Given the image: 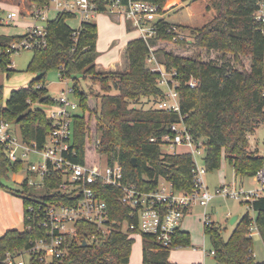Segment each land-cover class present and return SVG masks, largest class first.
<instances>
[{
	"label": "trees",
	"instance_id": "16d2710c",
	"mask_svg": "<svg viewBox=\"0 0 264 264\" xmlns=\"http://www.w3.org/2000/svg\"><path fill=\"white\" fill-rule=\"evenodd\" d=\"M28 1L37 8L49 4V0ZM90 1L98 12H109L111 0ZM145 1L156 3L160 13L165 14L179 2L195 0ZM260 4L264 5V0H208L207 8L216 10L213 18L200 27L177 24L193 37L191 42L173 41L171 32L167 31L171 22L164 17L158 18L152 36L146 39L137 36L126 42L125 68L108 71L96 68L97 25L89 21L72 28L66 20L74 17L73 14L57 13L45 22L46 44L32 49L27 71L33 72L34 77L26 86L9 91L5 104L0 103V122L17 125L23 142L43 147L52 128L46 109L54 103L48 93L46 75L56 70L61 79L71 80L80 107L72 120L74 162L86 165L118 163L124 183L153 190L162 178L170 182L173 189L189 192L193 188L191 153L161 150L165 144L162 136L170 130L171 124L182 121L195 143L202 144L206 172L218 169L223 155L236 177L254 176L258 169L264 168V138L261 154L249 150V135L259 125L264 128V25L253 19ZM128 25L127 30H130ZM25 35H0V71L7 77L15 69L8 66L10 55L4 50ZM151 53L167 71L176 72L179 112L154 107L155 102L165 98V93L158 85L160 73L147 65ZM244 57L248 58L247 65ZM79 74L96 84L101 92L84 90ZM191 77L199 81L197 86L188 85ZM112 89L117 93L111 94ZM1 95L0 84V99ZM89 153L91 159H88ZM21 171L25 176L19 188L8 191L22 199L23 227L7 229L0 235V264H6L3 262L6 253H22L30 240L44 234L35 217L27 219V206L67 202L68 199L67 195L55 190L62 180L60 173L47 176L43 188L35 191L28 184L30 173L24 162L12 161L4 144L0 143V179H8L10 174ZM96 189L105 200L111 219L124 220L128 216V208L119 200L120 189L106 185L96 186ZM252 208L264 244V196L256 198ZM250 223L251 216L246 212L238 218L227 238L215 222L204 225V234L214 250V264H264L254 258L252 236L248 235ZM77 225L78 240L71 241L66 255L50 261H42L34 255L26 264L129 261L134 241L130 233L115 227L103 234L94 224L84 220ZM83 240L86 245H82ZM142 240V264H178L169 261L170 250L189 245V232L177 229L173 244L168 248L159 246L146 234L142 235Z\"/></svg>",
	"mask_w": 264,
	"mask_h": 264
},
{
	"label": "built area",
	"instance_id": "2783aa9c",
	"mask_svg": "<svg viewBox=\"0 0 264 264\" xmlns=\"http://www.w3.org/2000/svg\"><path fill=\"white\" fill-rule=\"evenodd\" d=\"M49 10L56 14L71 13L78 19L79 25L82 22L92 21L98 13L97 7L90 0H49V4L43 8L33 6L30 16L34 21L26 29V35L12 42L4 50L10 57L21 49H33L46 44L45 27L37 24V21H46ZM108 10L109 13L121 15L138 33V37L144 39L154 34V22L164 16L156 3L145 0H126L124 3L122 0H111ZM16 17L17 12L9 11L6 20H1L8 23ZM253 19L264 25V5H259L253 14ZM167 31L171 32L174 41H193V37L176 23L171 22ZM147 65L152 71L160 73L158 85L165 93V98L155 102L154 107L179 112L176 72L167 71L153 53L147 57ZM8 66L13 67L12 62ZM198 84L199 81L193 77L188 80L190 87ZM71 94L75 97L72 85L61 89L59 95L53 97L54 103L47 107L46 115L51 120L52 128L41 148H37L34 142L31 144L23 142L20 135L12 133L10 124L0 122V143L4 144L7 155L12 161L24 162L26 170L30 173L28 184L40 190L43 188L44 179L58 172L62 175V180L55 190L68 197L67 202L27 206V219L35 217L36 224L44 230V234L30 240L29 246L22 253L17 255L6 253L4 263L26 264L34 255L39 256L42 261L63 257L71 241L78 240L77 224L80 220L94 224L103 234L111 232L115 227L130 235L146 234L154 238L159 246L168 248L173 244L174 235L183 217L194 206L199 205L204 208V225H207L212 221L209 220L206 207L214 197L233 198L247 203V207L253 210L252 202L264 196V168L258 169L254 174L256 187L244 189L242 183L233 182L220 184L211 191L203 181L205 167H199L193 158V188L186 192L173 189L172 184L162 178L153 190H142L135 184L124 183L123 171L118 163L86 165L74 162L72 156L75 152L71 149L72 120L80 107L77 97L75 101L69 97ZM161 140L170 148H175L176 145L187 146L192 157L203 151L201 142L195 143L182 121L171 124L170 130ZM32 154L40 156V160L33 161ZM99 185L121 190L119 200L128 208V216L124 220L111 219L108 206L96 189ZM256 232L259 233L253 215L248 227V235L252 236ZM207 254L213 258L214 250L210 249ZM199 264L207 263L199 262Z\"/></svg>",
	"mask_w": 264,
	"mask_h": 264
},
{
	"label": "rangeland",
	"instance_id": "374dc122",
	"mask_svg": "<svg viewBox=\"0 0 264 264\" xmlns=\"http://www.w3.org/2000/svg\"><path fill=\"white\" fill-rule=\"evenodd\" d=\"M20 2L25 3L31 9L33 7L28 0H20ZM207 5L208 0H195L191 3L179 2L175 8L169 10L163 17L172 23L191 27H200L216 14V10L213 8H207ZM11 9L15 10L18 16L8 23H5L3 20H6V14ZM27 14L28 12L26 15L22 12V8L18 3V0H0V17L4 22V24L0 26V32L9 35L25 33L27 24L34 21V19ZM55 15L56 13L54 11L49 10L47 12V19H52ZM92 21L97 25V61L99 65L102 66L101 68H107L105 66L118 56L125 59L124 51H122L119 55L118 49L120 47L121 50V44L120 46L117 45L115 47H111V45L117 44L118 41L122 43L132 37L134 38L138 35V33L132 27H129L131 31H126L123 20L121 19L120 22L114 21V14L109 12L96 13ZM45 22L46 21L38 20L37 24L44 26ZM66 22L72 28H76L79 25L76 17L68 18ZM128 24L129 23L127 22L126 26H129ZM32 54L33 51L29 48L21 49L18 52L13 53L10 60L13 64L15 72L7 77L4 72L0 71V84L2 85L0 103L2 105L5 104L8 93L11 89L26 86L34 77L33 72L27 71V65L32 57ZM243 59L247 65L248 58L244 57ZM78 78L80 85L84 90L90 91L91 93L101 92L96 84H92L88 79H84L81 74L78 75ZM46 81L48 93L52 97L58 96L61 89L72 85L70 79H61L56 70H50L47 73ZM110 93L115 94L117 91L112 89ZM69 97L74 101L76 100L72 94ZM43 109L45 110L44 107ZM78 112H80V110ZM11 131L19 136L17 125H11ZM263 138L264 128L262 125H259L255 132L249 135V150H257V152L261 154L263 152ZM161 150L162 152H189V148L185 145H176L175 148L162 145ZM87 156L88 159H91L92 157L90 153L87 154ZM202 156L203 151H201L199 155L194 154L193 157L199 167L204 166ZM31 159L33 161H38L40 160V156L32 154ZM22 174V172L17 175H13L12 173L9 175L8 179H0V219L4 218L7 211L11 212L13 209L20 208L21 206V198L12 194L8 190L19 188V184L23 179ZM239 179V177L235 176L232 167L227 160H225L223 155L221 157L219 168L213 171L205 172L203 176L204 184L211 191L220 184H231L233 182L240 184ZM242 186L244 189L256 187L257 183L254 176L244 177L242 179ZM34 190L38 191L39 189L34 188ZM1 195H5L6 197L8 195L11 197L10 206L8 204H3L1 201ZM206 210L209 213V220L222 227V235L225 238L230 235L235 223L237 222L235 221L234 224L230 223V218L233 215L239 214L241 216L246 212H248L250 216L254 215V211L247 207V203L222 196H216L211 199L206 207ZM203 212L204 208L196 205L184 217L181 227L189 232V245L172 248L169 253V258L172 262L178 264H194L199 262L214 264V260L211 255L207 254L211 249V243L207 235L204 234ZM132 237L134 241L131 246L129 261L118 264H142V235L136 233L133 234ZM252 248L255 260L264 261V244L257 232L252 235Z\"/></svg>",
	"mask_w": 264,
	"mask_h": 264
},
{
	"label": "crops",
	"instance_id": "0c3cea01",
	"mask_svg": "<svg viewBox=\"0 0 264 264\" xmlns=\"http://www.w3.org/2000/svg\"><path fill=\"white\" fill-rule=\"evenodd\" d=\"M18 3L21 5V8H22V12H24V14L26 15V13L28 12V14L27 15H29L30 16V11H31V8L28 6V5H26L25 3H23V2H20V0H18ZM9 11H15V10H13V9H11V10H9ZM18 16V15H17ZM17 18V17H16ZM121 19L123 20V22H124V25H125V28H126V31H131V30H127V26H126V21L124 20V18L121 16V15H117V14H114V21H116V22H120L121 21ZM4 24V22L1 20L0 21V26H2ZM30 25H32V22L31 23H28L27 24V28L30 26ZM0 35H9V34H5V33H3V32H0ZM17 35H21V34H17ZM138 35H136L135 37H137ZM133 38V37H132ZM132 38H130V39H132ZM129 39V40H130ZM128 40H126V41H124V42H122V43H120L119 41H118V43L117 44H112L111 45V47H115V46H117V45H119L120 46V44H121V50H120V47H119V49H118V51H119V55H120V53L122 52V51H124V49H125V45H126V42H127ZM97 46V45H96ZM95 63H96V68H97V70H101V71H108V70H122V69H124L125 68V66H126V64H125V61H124V58L123 57H120V56H118V57H116L115 59H113V60H111L105 67H107V68H105V69H102L101 67V65H99V63H98V61H97V57H96V61H95ZM23 174H22V176H23V178H24V176H25V172L24 171H21ZM21 172H18V173H13V175H17V174H20ZM242 179L243 178H240L239 180H240V183H242ZM1 201L3 202V204H8L9 206H10V203H11V197L10 196H8L7 195V197L5 196V195H1ZM7 211V210H6ZM191 211V210H190ZM190 211H188L186 214H185V216L190 212ZM207 211V210H206ZM6 215L4 216V218H1L0 219V235H2L7 229H11V228H16V229H22V227H23V202H22V199H21V206H20V208H17V209H13L11 212H6L5 213ZM184 216V217H185ZM184 217H183V219H184ZM239 217H240V215H239ZM238 217V218H239ZM183 219H182V221H183ZM238 220V219H237ZM236 220V221H237ZM182 221H181V223H180V229L181 230H185L184 228H182L181 227V225H182ZM187 231V230H186ZM194 249V248H193ZM195 250V249H194ZM169 261H171L170 260V258H169ZM172 262V261H171ZM180 264V263H179Z\"/></svg>",
	"mask_w": 264,
	"mask_h": 264
},
{
	"label": "water",
	"instance_id": "95a60500",
	"mask_svg": "<svg viewBox=\"0 0 264 264\" xmlns=\"http://www.w3.org/2000/svg\"><path fill=\"white\" fill-rule=\"evenodd\" d=\"M132 163L135 164V159H134V158H132ZM238 217H239V214H235V215H233V216L230 218V223L234 224V222L238 219ZM86 244H87L86 241L83 240V241H82V245H86Z\"/></svg>",
	"mask_w": 264,
	"mask_h": 264
}]
</instances>
